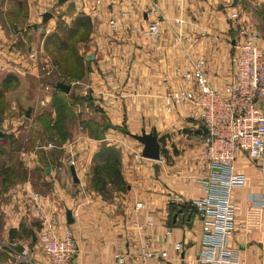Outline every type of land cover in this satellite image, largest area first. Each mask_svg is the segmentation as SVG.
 Here are the masks:
<instances>
[{"label":"crops","instance_id":"crops-1","mask_svg":"<svg viewBox=\"0 0 264 264\" xmlns=\"http://www.w3.org/2000/svg\"><path fill=\"white\" fill-rule=\"evenodd\" d=\"M235 1L123 0L120 6L111 7L107 0H85L83 11L95 26L91 37L95 48L85 56L91 69L82 85L92 93L90 101L99 108L100 115L113 126V136L109 134L99 141L83 138L78 166L44 167L34 166V162L21 166L25 176L13 184L0 178V264H52L44 254L40 236L49 233L62 238L66 231L77 242L73 264H116L114 255L118 251L128 255L129 264H138L130 246L136 232L131 221L143 222L148 215L159 223L150 231L156 237L154 245L171 250L172 243H182L184 262L176 264H195L202 223L192 203L204 195L201 179L210 173L201 123L190 117V106L168 114L162 96L171 88L192 89L177 74L191 71L199 59L205 60L212 88L222 92L233 78L235 43L240 40L237 26L231 21L233 13H240L242 20L259 33V46L264 50V0H237L234 6ZM151 6H156L160 21L161 36L157 40L144 34L153 17L147 16ZM126 10L131 11L128 18L121 16ZM7 11V6L0 7V73L20 72V66L25 67L24 61L15 59L19 57L18 49H9ZM102 13L108 15L103 27L94 18ZM34 18L31 14L28 25L34 36H44L54 25L53 21L43 23L46 28L39 29ZM112 20L117 22L114 28L110 26ZM107 23L117 29L115 35H104ZM12 32L11 37L18 40L22 35L25 39V34ZM119 128L126 134L122 135ZM154 129L161 144L160 161L144 159L143 145L133 138ZM105 141H113L111 144L120 149L121 174L127 183V190L114 192L111 200L90 187L94 174V166L90 165ZM71 167H75L79 183L74 182ZM235 169L247 181L232 192L237 216L230 226L228 244L247 264H264V166L239 153ZM37 184L48 187L40 191ZM176 198H182L183 203L172 204ZM139 203L142 209H137ZM183 207L193 213L190 223L174 224L176 210ZM67 210L73 212L74 224L67 223ZM163 226L174 227V235L167 238L166 245ZM24 246L31 251L32 263H23L19 258Z\"/></svg>","mask_w":264,"mask_h":264},{"label":"built area","instance_id":"built-area-1","mask_svg":"<svg viewBox=\"0 0 264 264\" xmlns=\"http://www.w3.org/2000/svg\"><path fill=\"white\" fill-rule=\"evenodd\" d=\"M123 0H107L111 7L120 6ZM130 10L121 14L128 18ZM156 6H151L147 16H153L144 34L155 40L161 36L160 21ZM236 24L240 40L235 43L237 58L233 78L222 92L212 88L205 72V60L199 59L191 71L177 76L192 89L171 88L162 96L165 110L172 114L178 107L190 106V117L200 121V132L205 144L204 157L209 175L201 179L204 195L192 203L194 212L202 223L201 242L195 264H247L239 251L231 249L228 240L231 224L237 216V205L232 198L235 188L246 185L245 175L238 173L235 162L239 153L264 166V50L259 46V33L245 23L241 14L231 15ZM111 27L117 22L112 20ZM206 130L207 132H205ZM73 166L74 162L71 163ZM172 204L183 203L182 198L171 200ZM137 209H142L141 203ZM39 212V211H37ZM136 232L131 241L138 264H176L184 262L182 243H172L171 250L156 247L155 235L150 233L159 223L154 216H146L143 222L131 221ZM164 243L174 235L173 226H163ZM40 243L44 254L52 264H73L77 253V242L70 231L62 238L49 233L41 234ZM16 244V243H15ZM31 251L24 246L19 258L23 263H32ZM116 264H129V257L118 251L114 255Z\"/></svg>","mask_w":264,"mask_h":264},{"label":"rangeland","instance_id":"rangeland-1","mask_svg":"<svg viewBox=\"0 0 264 264\" xmlns=\"http://www.w3.org/2000/svg\"><path fill=\"white\" fill-rule=\"evenodd\" d=\"M86 2L70 0L60 5L59 0H0V7H8L6 17L9 28L6 33L9 36L10 52L11 46L17 48L19 53L16 55L19 57L15 56V59L25 62V67L20 66V72L15 70L0 73V129L9 136L8 140L0 144V178L9 180L8 185L24 178L21 166H27L28 163L35 162L34 166L46 167L73 166L71 163L74 162V166H78L83 138L99 141L105 140L109 134L113 136V126L106 117L100 115L99 108L90 101L92 93L82 85L91 69V63L85 56L94 52L95 44L91 37L95 26L92 23V26L80 30L73 23L77 17L91 19L83 11ZM47 12L54 16L46 25L53 21V27L48 29L49 32L45 31L44 36H34L28 27L31 14L35 16L40 29L46 28L42 22V14ZM94 18L101 27L108 21L106 13L94 15ZM12 30L25 34V39L22 35L18 40L11 37ZM116 30L107 23L103 32L105 36H111L112 32L116 34ZM53 34L58 39L52 37L46 43L47 38ZM79 58H84L83 66L86 70L84 78L79 81L63 76L61 67L55 63L58 59L69 70L77 71L79 63L76 60ZM31 72L39 74L32 75ZM58 83L70 85V93L57 92ZM29 108L31 117L27 118L26 112ZM59 109L64 116L62 128L67 137L64 142L54 130H46L48 122L56 120ZM118 131L122 135L126 134L123 128ZM111 142L113 141L102 143L95 156L103 148H113L121 156L120 149ZM32 153L35 156H31ZM95 156L90 166L99 164ZM38 175L44 177L45 174ZM47 187V184L45 188H41L40 184L36 186L40 191ZM90 187L94 189L92 184ZM109 190L111 196H108V200H111L114 192L111 187ZM25 239L31 242L30 236L26 235Z\"/></svg>","mask_w":264,"mask_h":264},{"label":"trees","instance_id":"trees-1","mask_svg":"<svg viewBox=\"0 0 264 264\" xmlns=\"http://www.w3.org/2000/svg\"><path fill=\"white\" fill-rule=\"evenodd\" d=\"M74 27L80 30H83L84 28H88L92 26V21L88 17H77L74 20L73 23ZM53 37V38H52ZM58 39L56 36L51 35L47 38L46 43L48 39ZM79 65L77 66V71H72L66 68L62 65L60 60H56V65L60 68L61 67V74L63 76H67L70 78H76L78 81L82 80L86 74V70H84V58H79L76 60ZM85 65V63H84ZM11 82V81H10ZM7 82V83H10ZM61 90L57 89V92H60ZM64 121L63 112L61 109L58 110L57 118L53 122V120H50L48 122V129L46 130H54L59 136L62 142H64L66 137V131H64V128H62V124ZM46 127V128H47ZM201 134V132H200ZM9 139V136L6 135L1 141H6ZM96 160L99 162L96 166L93 168V179H92V186L95 191H97L103 198L109 199L108 196H111V192L109 190V187L112 188L113 192H125L127 190V183L125 182L122 174H121V156L120 154L113 148H103L96 156ZM100 164H103L105 166H101ZM180 210V209H179ZM179 210H176V214ZM183 213H187V215H193V213L188 212L187 208H182ZM175 215V214H174Z\"/></svg>","mask_w":264,"mask_h":264},{"label":"water","instance_id":"water-1","mask_svg":"<svg viewBox=\"0 0 264 264\" xmlns=\"http://www.w3.org/2000/svg\"><path fill=\"white\" fill-rule=\"evenodd\" d=\"M70 0H59V4H65ZM237 5V0L234 3V6ZM52 13H44L42 16V22L44 24H47L49 20L53 18ZM34 29H37V26H33ZM56 88L64 92L65 94H69L71 91V86L67 85L65 83H58L56 85ZM26 117L30 118L31 117V108H29L26 112ZM207 132L206 130H204ZM6 134L0 130V138H4ZM135 140H137L140 144L143 145V150H142V157L147 160H152V161H160L161 160V144L158 139V134L157 130L154 129L151 133L146 134L145 132L140 135V136H133ZM49 172V170L47 171ZM71 174L73 176L74 182L79 183V179L76 173L75 167H71ZM192 219L191 215H185L183 213V210L180 209L177 214L173 216V223L176 224L178 221H180L182 224H189ZM66 220L69 225L74 224L75 220L73 218V212L71 210H67L66 212Z\"/></svg>","mask_w":264,"mask_h":264}]
</instances>
